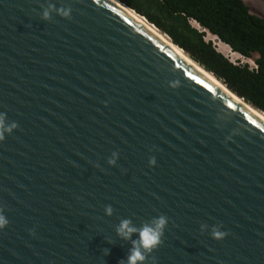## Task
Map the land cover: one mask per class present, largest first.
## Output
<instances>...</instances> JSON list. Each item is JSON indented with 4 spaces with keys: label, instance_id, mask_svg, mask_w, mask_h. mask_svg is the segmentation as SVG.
Wrapping results in <instances>:
<instances>
[{
    "label": "water",
    "instance_id": "1",
    "mask_svg": "<svg viewBox=\"0 0 264 264\" xmlns=\"http://www.w3.org/2000/svg\"><path fill=\"white\" fill-rule=\"evenodd\" d=\"M0 122V264H264V120L112 0H0Z\"/></svg>",
    "mask_w": 264,
    "mask_h": 264
},
{
    "label": "trees",
    "instance_id": "2",
    "mask_svg": "<svg viewBox=\"0 0 264 264\" xmlns=\"http://www.w3.org/2000/svg\"><path fill=\"white\" fill-rule=\"evenodd\" d=\"M119 1L156 25L232 93L264 112V17L252 13L245 0ZM207 31L242 55L254 56L258 67L234 63L207 39Z\"/></svg>",
    "mask_w": 264,
    "mask_h": 264
},
{
    "label": "clouds",
    "instance_id": "3",
    "mask_svg": "<svg viewBox=\"0 0 264 264\" xmlns=\"http://www.w3.org/2000/svg\"><path fill=\"white\" fill-rule=\"evenodd\" d=\"M65 15H67V13H65ZM47 16H48V13L46 12L45 17L47 18ZM144 18L148 21V19L146 17H144ZM208 34H212V33L207 31V39L213 41V43H214L213 39L208 38ZM211 36L214 37V39L216 38L217 40H219L221 43H224L225 45H227L230 48V50L233 52V54L239 55L240 57L247 59L246 62H240V61L235 62V61H233L234 63L249 64L251 68H257L258 67V64L256 63L254 56L253 57L244 56L241 53H239L238 51L233 50L227 43H225L224 41H221L216 35L212 34ZM216 47H217V45H216ZM217 49H218V47H217ZM257 55L258 54H256V56ZM250 60H252V61H250ZM0 126H2V122H0ZM153 163H155V161H153ZM108 211L110 214L111 209H109ZM6 223H7V221L4 219V217L0 216V227H3ZM154 224H155L154 227L145 226L143 229L137 230L136 228L130 226L131 225L130 221L125 220L121 223L120 228H119V233L125 238H130L133 233L139 231L140 239L138 242L133 241L134 247L132 249L130 256L128 257V264H137V262L145 261L146 256L143 254L141 249H143L144 251H147V252H151L153 249L157 248L162 243L163 229H164V226L166 224V220H165V218L161 217L159 220L155 221ZM213 235L215 238L221 239L226 235V233H221L219 231H216L213 233Z\"/></svg>",
    "mask_w": 264,
    "mask_h": 264
},
{
    "label": "bare ground",
    "instance_id": "4",
    "mask_svg": "<svg viewBox=\"0 0 264 264\" xmlns=\"http://www.w3.org/2000/svg\"><path fill=\"white\" fill-rule=\"evenodd\" d=\"M116 4H118L120 7H122L125 11H127L133 18L139 20L141 24H143L148 30L155 34L161 41L166 43L173 49L174 52H176L178 55L183 57L192 67L200 71L205 77H207L211 82H213L215 85H217L219 88L227 91L230 93L231 96H233L237 101L241 102L243 105H245L247 108H249L255 115H257L259 118L264 120V113L260 110L254 108L253 106L246 103L242 98L238 97L234 93H232L219 79H217L214 75L204 70L199 64H197L195 61H193L191 58L187 56V54L177 45L171 42V40L163 33L160 32L159 29H157L155 26H153L149 21H147L143 16L139 15L136 11L132 10L131 8L127 7L126 5L117 2L116 0H112ZM245 102V103H244Z\"/></svg>",
    "mask_w": 264,
    "mask_h": 264
},
{
    "label": "rangeland",
    "instance_id": "5",
    "mask_svg": "<svg viewBox=\"0 0 264 264\" xmlns=\"http://www.w3.org/2000/svg\"><path fill=\"white\" fill-rule=\"evenodd\" d=\"M246 3L249 5L250 10L254 14H258L264 17V0H245ZM212 34H208L209 39H213L214 43L217 45L218 49L222 51L226 56H228L232 61L235 62H246L247 59L240 57L239 55L233 54L230 48L221 43L219 40L211 36ZM252 61V60H250Z\"/></svg>",
    "mask_w": 264,
    "mask_h": 264
}]
</instances>
